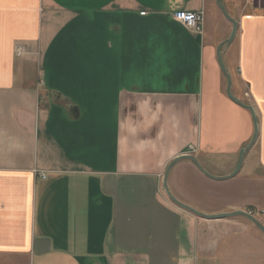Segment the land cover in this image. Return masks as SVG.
Here are the masks:
<instances>
[{
    "label": "crops",
    "instance_id": "1",
    "mask_svg": "<svg viewBox=\"0 0 264 264\" xmlns=\"http://www.w3.org/2000/svg\"><path fill=\"white\" fill-rule=\"evenodd\" d=\"M221 3L251 148L217 0H0V264H264L250 220L164 187L195 148L172 197L264 227V0Z\"/></svg>",
    "mask_w": 264,
    "mask_h": 264
},
{
    "label": "water",
    "instance_id": "2",
    "mask_svg": "<svg viewBox=\"0 0 264 264\" xmlns=\"http://www.w3.org/2000/svg\"><path fill=\"white\" fill-rule=\"evenodd\" d=\"M217 5L219 7V9L221 10L222 14L224 15V17L232 24L233 26V29H232V32L230 34V37L224 41L218 48V59H219V63H220V66L222 68V71L223 73L225 74L227 80H228V89H227V93H228V96L230 97V99L232 101H234L236 104H238L239 106L249 110L252 114V117H253V121H254V124H255V131H254V135H253V139H252V142L248 145V148H251L255 141L257 140V136H258V125H257V119H256V116H255V112L253 110V108L251 106H247L241 102H239L238 100H236L232 95H231V77L227 74L226 72V69H225V66H224V63H223V59H222V54H221V48L224 46V45H230L231 42L234 40L235 36H236V33H237V22L231 18L229 16V14L227 13L224 5L221 3V0H217ZM247 151V148L246 149H243L241 150L240 152V158H239V164H238V167L235 171L234 174H236L239 169L241 168L242 166V163H243V157H244V154L245 152ZM183 159H188L190 161H192L197 167L198 169L203 172L204 174L208 175L205 170L202 168V166L200 165V163L198 162V160L193 157V156H190V155H182L181 157H178L177 159H175L168 167L167 171H166V174H165V177H164V187H165V190L168 194V196L170 197V199L175 203L177 204L179 207L187 210V211H190L191 213L199 216V217H202V218H206V219H220V218H230V217H237V216H241V217H245L247 218L248 220H250L256 227H258L263 233H264V227L255 219V217H253L252 215L248 214L247 212H243V211H238V212H234V213H229V214H225V215H220V216H206V215H203L199 212H197L196 210L180 203L179 201H177L175 198L172 197V195L170 194L169 192V189H168V186H167V180H168V177H169V173H170V170L172 169V167L175 165V163H177L178 161L180 160H183Z\"/></svg>",
    "mask_w": 264,
    "mask_h": 264
},
{
    "label": "built area",
    "instance_id": "3",
    "mask_svg": "<svg viewBox=\"0 0 264 264\" xmlns=\"http://www.w3.org/2000/svg\"><path fill=\"white\" fill-rule=\"evenodd\" d=\"M144 15V13H143ZM174 19L181 23L184 27L192 31L201 32L203 23H204V12L199 13H186L183 11H177L173 14ZM39 177L45 179L46 174L38 172ZM248 214L254 217V212H248Z\"/></svg>",
    "mask_w": 264,
    "mask_h": 264
},
{
    "label": "rangeland",
    "instance_id": "4",
    "mask_svg": "<svg viewBox=\"0 0 264 264\" xmlns=\"http://www.w3.org/2000/svg\"><path fill=\"white\" fill-rule=\"evenodd\" d=\"M256 2H258V0H255ZM246 97L249 99L250 97H249V95H246ZM188 154L187 155H195L196 153H197V149H195V148H192V149H190L188 152H187Z\"/></svg>",
    "mask_w": 264,
    "mask_h": 264
}]
</instances>
